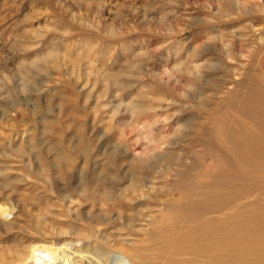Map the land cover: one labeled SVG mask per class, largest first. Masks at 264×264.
<instances>
[{
    "label": "rangeland",
    "instance_id": "rangeland-1",
    "mask_svg": "<svg viewBox=\"0 0 264 264\" xmlns=\"http://www.w3.org/2000/svg\"><path fill=\"white\" fill-rule=\"evenodd\" d=\"M263 57L264 0H0V264L90 233L116 264L199 227L220 264H264V172L225 143L259 132L232 96L264 85Z\"/></svg>",
    "mask_w": 264,
    "mask_h": 264
},
{
    "label": "bare ground",
    "instance_id": "bare-ground-1",
    "mask_svg": "<svg viewBox=\"0 0 264 264\" xmlns=\"http://www.w3.org/2000/svg\"><path fill=\"white\" fill-rule=\"evenodd\" d=\"M220 5L221 8L219 12L213 15L212 18L217 21L231 20L229 18V15L236 11V7L227 4ZM237 11H239L238 15L240 17L246 15H250L249 17L253 16V12L248 9L237 8ZM210 25L211 23H209V21L200 23V26H203L204 28L209 27ZM200 52H202L203 55L206 53H214L216 58H219V52H217L215 44H209L200 47ZM261 60L263 62L264 57ZM214 69L219 70L220 66L218 68V66L216 65L214 66ZM256 82L254 81L252 83V87H248L241 83L239 87L243 91L239 90L237 94L238 96L232 97L235 102L237 101L238 103H240L243 116L248 119H252L256 123V126L259 129L258 134L248 137L243 135L241 130L237 131L235 129H228L225 132V143L228 144L229 152H231L233 156L239 157L243 162L251 165L252 167H256V170L258 172H264V85H260L261 83L259 84L258 82L257 84ZM221 131L222 127L218 125L216 132L219 133ZM98 179H100L99 176ZM90 182L94 184L95 181L93 180ZM222 182L223 181L220 178H215L210 184L209 188L213 189L212 197L199 195V197L197 198L199 208L193 211V216L198 215L199 212L203 210L204 207H200V205L204 202L208 200L216 201L217 198L219 199L220 197H222L219 195V192L223 189ZM224 192L225 190L223 189V194L225 195ZM111 194L113 195L114 193H112L111 191ZM118 194L120 195V193ZM122 202L124 203L125 201ZM110 203L112 204V206L123 207V203L121 204V200H112ZM261 204L264 205V201H262ZM249 207L250 205H246V208L249 209ZM135 218L136 217L134 216L128 220L129 226L135 221ZM100 219H102V221L105 220L104 217H100ZM107 220L111 221L113 220V218H107ZM211 225L212 223L208 224V226ZM83 237L84 239L76 248H72V244L68 242H63V244H61L63 246L61 247L36 245L31 250V253L29 255L26 256L23 254L24 256H22L14 254L13 256L9 257L11 259L9 261L23 264L24 261L33 259L35 257L36 259H38V264H59V262L60 264H74L75 261L73 259L79 258V264H100L103 260L101 259L103 255L109 256L110 249L107 250V246L105 247L106 249L104 247H100L96 250H93L95 246L90 245L88 242V240L92 237L91 233L88 235H84ZM262 238L264 239V235L263 237H259L258 239L262 240ZM112 239L116 240L115 238ZM145 240L149 242V244L141 248L142 251H139L140 247H136V245H129L126 249L121 248L120 251L122 253H125L128 258L123 259L121 258V256H119V254H114L113 257L121 259V262H117L116 264H220L219 257L212 255V252L215 249H219L218 241L212 235L205 233L203 227H199L193 233L189 234H169L159 237L158 235L156 237H153V234H150L146 237ZM232 245L233 242L229 240L226 242L225 246L230 248L232 247ZM61 248L67 251L65 252ZM60 250H62V253H60ZM153 250L156 251L153 253ZM59 254H62V256H58ZM0 255L1 257H5L4 252H0ZM56 257H58L59 260H55ZM89 258H92L93 262H87V259ZM2 262L4 264H8L7 260ZM75 263L78 264L77 262Z\"/></svg>",
    "mask_w": 264,
    "mask_h": 264
}]
</instances>
